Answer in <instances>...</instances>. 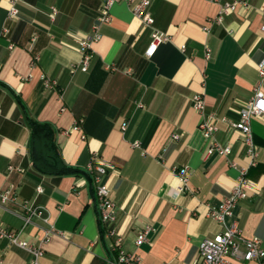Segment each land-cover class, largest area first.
Instances as JSON below:
<instances>
[{
	"label": "crops",
	"instance_id": "crops-1",
	"mask_svg": "<svg viewBox=\"0 0 264 264\" xmlns=\"http://www.w3.org/2000/svg\"><path fill=\"white\" fill-rule=\"evenodd\" d=\"M231 1L151 0L154 24L148 26L133 14L135 0H113L110 21L100 23L101 37L82 70L80 42L99 23L107 0H0V225L20 230L34 245L52 228L40 264H108L114 236L99 220L94 173L51 174L35 165L28 116L54 127L67 165H106L96 173L116 203L113 226L123 250L144 264H195L203 238L223 230L209 209L245 167V196L227 223L236 221L264 248V114L252 118L259 154L251 164L238 130L228 124L217 137L231 146L230 155L206 152L202 116L191 101L200 93L207 112L235 121L256 88L264 90L258 70L264 0H246L220 21L210 20ZM12 2L19 15L8 18ZM51 6L59 10L54 20ZM154 28L169 40L147 56ZM184 166L188 189L177 174ZM27 204L44 206L48 221L33 216L24 224ZM146 225L153 229L137 245ZM31 256L0 237V263L29 264Z\"/></svg>",
	"mask_w": 264,
	"mask_h": 264
},
{
	"label": "built area",
	"instance_id": "built-area-1",
	"mask_svg": "<svg viewBox=\"0 0 264 264\" xmlns=\"http://www.w3.org/2000/svg\"><path fill=\"white\" fill-rule=\"evenodd\" d=\"M113 0H107L101 12L99 23L92 26L91 33L86 35L81 42L80 48L82 51L81 69L87 70L89 62L92 57L91 44L101 37L100 23L110 21V4ZM218 1V0H214ZM246 4V0H233L221 4V9L217 17L210 18L211 21H220L222 16L236 9L238 4ZM151 0H135L133 7V14L139 17L148 26H153L154 17L149 12ZM49 16L54 20L59 12L56 6H51L49 9ZM19 11L14 2L11 3L8 11V18L18 17ZM261 30L264 32V23L261 25ZM4 34L9 33L8 28L3 29ZM169 40V34L159 31L154 28L152 32V39L149 47L146 50L147 56H152L157 49V46L164 41ZM207 58L211 56L210 49L207 50ZM258 70L261 77H264V57L258 62ZM193 107L200 112L201 120L199 122L200 129L204 132L207 139V153H214L215 151L221 155L228 156L231 153V146L224 144L218 137L217 133L228 124L238 130L242 138V144L246 148L247 156L250 158L251 164H256L259 154L258 148L254 143L252 118L264 114V90L261 87L256 88L253 98H251L241 110L238 120L230 121L226 116H219L214 112H207L205 100L200 93H195L192 98ZM1 113V108H0ZM76 123L74 129L80 128V122ZM178 138L179 135L175 134ZM87 170L94 173L96 182L97 194V208L99 212V220L101 226L105 228L109 236H114L111 250L115 256L108 258V264H144L141 257L136 253L125 252L122 248V237L117 233L113 226L116 219V203L112 197L111 189L107 183L101 182L99 173H105L106 165L101 162L92 160L87 165ZM180 184L184 189H188L190 170L187 166L180 168L177 171ZM247 168H241L237 183L225 196L222 201L209 209V215L215 218L223 225L222 232L214 237H206L199 244V256L195 264H246V262L255 260L258 264H264V248L261 246V240L258 236L247 237L238 226L237 222L227 223V218L233 215V211L238 201L245 196V186L248 183ZM42 190V187H37ZM9 190L2 194V199L6 200L9 197ZM26 215H24V224L32 221L33 216H39L45 223L48 221L45 207L42 205L35 206L33 204L26 205ZM151 225L144 226L137 234L135 243L142 244L148 240V233L152 230ZM53 229H45V235L42 242L49 239ZM0 237L7 238L12 244L21 248L27 249L31 253V260L29 264H40L39 259L44 255V247L42 242L38 245L28 244L20 237V230H14L5 225H0ZM2 264V263H0Z\"/></svg>",
	"mask_w": 264,
	"mask_h": 264
},
{
	"label": "trees",
	"instance_id": "trees-1",
	"mask_svg": "<svg viewBox=\"0 0 264 264\" xmlns=\"http://www.w3.org/2000/svg\"><path fill=\"white\" fill-rule=\"evenodd\" d=\"M29 125L32 130V139L35 146V153L38 160L35 165L42 171L51 174L71 173L79 175L81 173L88 174L86 170H80L67 165L60 154L59 147L55 140V129L48 122H40L28 116Z\"/></svg>",
	"mask_w": 264,
	"mask_h": 264
}]
</instances>
